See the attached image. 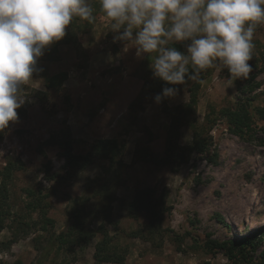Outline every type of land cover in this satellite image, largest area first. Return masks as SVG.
<instances>
[{"label":"rangeland","instance_id":"obj_1","mask_svg":"<svg viewBox=\"0 0 264 264\" xmlns=\"http://www.w3.org/2000/svg\"><path fill=\"white\" fill-rule=\"evenodd\" d=\"M90 3L94 22L75 18L47 47L37 61L42 70L23 88L18 122L0 132V170L13 166L0 196V241L15 240L0 251L2 264H38L47 238L71 228V199L84 193L92 195L84 220L90 238L55 247L42 264H96L103 222L113 248L124 255L103 264H264V23L256 26L247 79L232 78L216 63L157 103L154 97L173 85L146 89L154 79L147 54L114 40L123 29L114 30L100 4ZM175 43L186 51L189 41ZM237 103L252 116L253 129L243 138L230 129L225 111ZM164 105L186 109L176 141L187 147L182 162L161 161L170 121ZM202 133L212 143L200 153L192 145ZM100 139H116L121 154L84 168L68 166L58 145L70 140L72 153L87 154ZM29 190L45 194L52 223L29 210ZM138 190L154 202L153 213L130 209ZM100 194L109 196L110 222ZM246 238L252 243L235 263L205 243Z\"/></svg>","mask_w":264,"mask_h":264},{"label":"clouds","instance_id":"obj_2","mask_svg":"<svg viewBox=\"0 0 264 264\" xmlns=\"http://www.w3.org/2000/svg\"><path fill=\"white\" fill-rule=\"evenodd\" d=\"M120 30L114 40L132 42L137 55L155 53L151 70L173 87L154 97L177 94L175 85L198 79L223 64L234 79L252 72L256 26L264 23V0H99ZM90 0H0V132L18 122L26 102L23 88L33 80L38 59L66 35L75 18L94 22ZM189 41L186 51L173 47Z\"/></svg>","mask_w":264,"mask_h":264},{"label":"trees","instance_id":"obj_3","mask_svg":"<svg viewBox=\"0 0 264 264\" xmlns=\"http://www.w3.org/2000/svg\"><path fill=\"white\" fill-rule=\"evenodd\" d=\"M99 6V0H96ZM177 50L183 52V44L173 43L172 45ZM155 53L150 54V56L146 57L147 62H151V59L155 56ZM164 81L154 78L151 82H145L144 87L146 89L151 90L152 92L155 91L157 87H163ZM195 91V90H194ZM193 91V92H194ZM192 92L191 100L194 102L196 96ZM164 111L170 117L169 125L166 131V148L164 152V158L161 160L166 164H170L173 162H182L185 159L187 147L179 146L176 144V141L179 139L180 135V126L182 125L183 119L185 117L186 109L183 105L169 107L164 105ZM226 115L228 118V123L230 129L240 135V137H244L245 132L251 131L252 128V116L248 114L244 107H242L239 103L236 106L231 108H227ZM263 129V127L261 128ZM212 140L211 137L204 136L203 133L195 137L193 142V149L196 152H205L209 146H211ZM58 145L62 147V155L66 158V164L70 167H78L84 168L88 164L92 163L94 159L99 158H107L108 160L115 159L116 156L120 155V146L116 139H100L96 141L94 147L90 152L87 154H75L72 153V145L70 140H64L63 142H58ZM186 149V150H185ZM111 163L113 161H110ZM116 163H118L116 161ZM13 166L11 163H8L2 170H0V196L3 198L4 194L3 191L6 188L7 182L6 180L10 177L12 173ZM105 182H103L104 185ZM100 185V184H99ZM102 186V185H101ZM104 188V186H103ZM31 198L28 202L29 210L40 212V219L44 224L52 223V219L47 216V208L48 202L45 199V194H42L40 191L38 193H33L34 191L29 190ZM103 192V191H102ZM147 192L138 190L135 194L134 199L130 202L129 207L133 211L145 210L152 212L155 210L154 202L148 197H146ZM92 195L84 193L79 196L73 197L71 200L72 205L69 209V217L72 220L71 228L68 232L61 231V232H54L52 233L46 241V244L41 248L40 258L38 260V264H42L46 258L48 257L49 253L55 247L59 248L62 245L73 246L78 243L81 239H89L91 236L90 230L86 232L84 227V220L86 216L89 214V211L86 209V204ZM0 198V205L2 206L5 201ZM100 198L107 203V205L102 210L104 220L109 221L110 216V203H109V196L107 194H100ZM109 203V205H108ZM98 230L101 231L102 236L101 239L97 242L94 252V259L96 264H103V263H114L120 262L123 260L124 255H120L114 246L111 243V236L108 234V231L104 227V222L99 225ZM261 238H264V229L261 230L260 234ZM133 237H138V234L132 232ZM144 237V236H142ZM246 243H238L234 240H226V241H217L214 239L206 240L207 246L213 250L218 252H223L233 263L237 260V254H244L245 249L248 244H251L252 241L245 239ZM15 241L14 239H9L6 241H0V251L1 250H8L11 247L12 242ZM248 243V244H247ZM0 264L2 261L0 260Z\"/></svg>","mask_w":264,"mask_h":264},{"label":"bare ground","instance_id":"obj_4","mask_svg":"<svg viewBox=\"0 0 264 264\" xmlns=\"http://www.w3.org/2000/svg\"><path fill=\"white\" fill-rule=\"evenodd\" d=\"M252 202H253V200H255L256 198H257V193H255V192H252Z\"/></svg>","mask_w":264,"mask_h":264}]
</instances>
